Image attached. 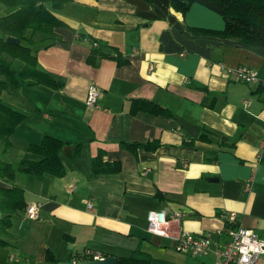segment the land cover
I'll list each match as a JSON object with an SVG mask.
<instances>
[{"label":"crops","instance_id":"crops-1","mask_svg":"<svg viewBox=\"0 0 264 264\" xmlns=\"http://www.w3.org/2000/svg\"><path fill=\"white\" fill-rule=\"evenodd\" d=\"M52 12L67 26L56 29L60 41L35 51L39 68L64 87L27 81L18 95L3 93L4 103L26 117L8 151L0 142V159H39L27 148L49 135L67 143L61 152L67 173L0 178V191L19 186L27 207L41 205L38 219L27 208L13 214L6 233L0 209L6 242L0 264H54L49 251L59 262L87 261L91 252L117 261L212 264V253L178 252L176 237L211 234L223 244L217 231L230 213L237 227L264 239V49L194 33L225 27L221 15L197 3L182 14L171 0H69ZM93 52L109 57L97 56L93 65L87 62ZM119 53L125 65L117 64ZM238 67L258 71L260 82L236 81ZM91 84L101 92L93 108L85 102ZM139 99L173 116L130 114ZM175 117L219 136L193 140ZM150 143L158 146L126 147ZM101 151L104 161H120L119 173H94ZM162 210L181 215L169 238L147 230L148 213Z\"/></svg>","mask_w":264,"mask_h":264},{"label":"trees","instance_id":"trees-1","mask_svg":"<svg viewBox=\"0 0 264 264\" xmlns=\"http://www.w3.org/2000/svg\"><path fill=\"white\" fill-rule=\"evenodd\" d=\"M68 2L69 0H0L5 7V15L0 16V142L3 143L5 152L12 146L10 138L26 115L5 104L2 99L3 93L18 95L27 81L56 90L64 87L62 83L54 80L50 74L39 68L35 49L36 46L47 48L54 42L60 41L56 29L67 25L53 14L52 9L63 8ZM48 3H51V8L47 5ZM195 3L221 15L225 21V27L218 32L192 29L194 33L214 34L223 39H231L264 49V0H171V7L185 14ZM7 37L20 39L21 44L9 45L6 43ZM97 56L109 57L104 53L93 52L87 62L96 65ZM115 60L119 66L127 63L120 53ZM19 63L21 67L17 68L16 65ZM140 111L153 115L173 116L167 109L153 101L134 100L130 114L134 115ZM211 135L219 136L214 131L202 128L196 139L212 142ZM220 139L228 141L227 137H220ZM66 144L58 138L45 135L41 143L31 144L27 148L28 152L39 159H23L18 163H9L0 159V178L13 180L17 174L36 176L48 174L56 178L65 176L67 167L61 159V152ZM149 145L126 144V147L133 150L139 146L149 149L158 146L156 143ZM80 146L77 145L76 157L80 154ZM234 146L235 143L229 145V147ZM103 157L104 152L101 151L93 159L95 174L120 172V161L106 162ZM26 208L24 190L21 187L13 186L11 189L0 191V209L6 214L1 220L3 233L11 227V216ZM5 245L6 242L0 239V246ZM47 261L54 264L59 263L51 251L47 254ZM117 264L151 263L133 258H120Z\"/></svg>","mask_w":264,"mask_h":264},{"label":"built area","instance_id":"built-area-1","mask_svg":"<svg viewBox=\"0 0 264 264\" xmlns=\"http://www.w3.org/2000/svg\"><path fill=\"white\" fill-rule=\"evenodd\" d=\"M236 81L245 84L260 82L259 73L247 67H238L233 71ZM97 85L91 84L87 90L86 105L97 107L100 96ZM91 207V203H88ZM41 205L32 203L27 207L30 218L38 219ZM179 213H169L165 210L150 211L147 216V230L149 233L160 237H171L170 227L172 223H179ZM236 214L230 213L226 221V228L217 231L219 238L225 239L224 243L215 242L211 234L180 233L177 235L176 250L181 253H189L195 257H201L212 253V264H262L264 258V239L254 230L235 225ZM88 260L104 259L101 255L88 252ZM87 260V261H88Z\"/></svg>","mask_w":264,"mask_h":264},{"label":"water","instance_id":"water-1","mask_svg":"<svg viewBox=\"0 0 264 264\" xmlns=\"http://www.w3.org/2000/svg\"><path fill=\"white\" fill-rule=\"evenodd\" d=\"M6 43L9 45H20L21 40L15 37H7ZM175 119L178 121L179 125L189 136L193 138L198 137L201 131L200 127L192 125L179 117H175ZM211 180L217 181V179H211ZM58 264H117V258L114 256H106L104 257V259L78 261V262L72 260L69 262H59Z\"/></svg>","mask_w":264,"mask_h":264}]
</instances>
